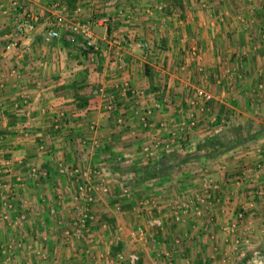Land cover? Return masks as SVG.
Wrapping results in <instances>:
<instances>
[{"label": "crops", "instance_id": "0c3cea01", "mask_svg": "<svg viewBox=\"0 0 264 264\" xmlns=\"http://www.w3.org/2000/svg\"><path fill=\"white\" fill-rule=\"evenodd\" d=\"M69 1L60 0L65 7L58 12L71 20L96 22L104 15L111 18L108 29L94 24L95 49L81 50L67 41L65 32L60 39L45 42V32L55 20L50 0H20L19 10L7 2L0 6V74L4 75L0 83V180L20 193L17 199H9L3 198L7 193L3 192L0 199L4 208L6 204L11 206L6 210L9 221L0 222V264L107 263L108 251L117 255L127 244L109 242L128 229L116 221V206L132 197H121V186L138 176L118 168L146 166L173 152H194L198 143L220 136L225 120L230 123L251 116L264 119V90L257 89L264 77V0H119L111 7H107V0H79L73 7ZM157 2L165 3L164 11L149 15L147 10ZM78 8L81 12L76 14ZM120 9L131 19L118 18L116 11ZM23 12L38 15L36 29L18 40V48L6 52V36ZM127 39L146 43L147 47L125 46ZM192 50H196L195 56ZM117 52L124 65L117 61ZM13 69L16 74L10 75ZM196 88L213 96L205 114L190 105ZM97 90L102 93L96 95ZM110 103L113 110L107 109ZM142 115L147 117V127L142 126ZM191 115L196 127L186 140L167 151L156 149V157L146 158L144 145H152L154 137L167 141L169 133L181 122L187 123ZM30 118L32 131L24 128ZM245 124H232V129L239 126V135H246ZM26 132L31 134L26 136ZM223 133L226 140L234 136L232 130ZM95 141L97 147L93 146ZM40 143L45 146L42 151ZM263 150L264 134L215 157L202 156L196 165H184L183 174L143 182V189L151 192L147 195L157 199L154 215L164 219L165 227L150 252L135 245L143 252L137 264H166L167 255L174 264H264ZM60 162L82 171L106 170L102 177L111 187L107 197L110 206L99 198L93 210L97 219L108 212L114 218H110L112 228H92L93 242H88L94 256L86 253L88 248L82 249L86 242L66 243L61 236L73 206L67 188H73L77 178L59 175ZM29 167L48 171L49 178L28 181ZM19 178L24 184L20 185ZM205 180L217 189H207ZM54 182L60 185L52 188ZM258 191L262 195L255 193ZM61 193L65 197L52 217L48 208ZM208 193L211 203L199 207L201 216L175 222L172 203L176 198L195 200ZM126 208L123 214L131 217L128 212L135 208L130 203ZM24 213L28 219L16 225V219ZM240 214L242 219H238ZM22 225L29 231V238L8 260L3 246L21 242L17 236H23ZM228 225H234L235 237L242 239V246L234 247L235 238L223 233ZM118 245L121 251H115ZM38 247L43 248L45 259L34 253Z\"/></svg>", "mask_w": 264, "mask_h": 264}, {"label": "built area", "instance_id": "2783aa9c", "mask_svg": "<svg viewBox=\"0 0 264 264\" xmlns=\"http://www.w3.org/2000/svg\"><path fill=\"white\" fill-rule=\"evenodd\" d=\"M51 6L53 10V14L55 17L54 25L46 30L44 40L46 43H50L54 40H58L61 38L62 32L66 33V39L70 43L77 45L81 50L88 51L95 49V34H94V24L98 23L99 25L109 28L111 23V18L108 15L100 16L97 21L93 22L92 20H71L67 18L63 13H59L58 10L64 9V5L60 0H50ZM251 1V0H249ZM3 2H7L10 4L13 9L19 10L21 8L20 0H0V6H2ZM119 0H107V7L115 6ZM252 2V1H251ZM165 9L164 2H157L153 8H149L147 13L149 15L154 14V12H161ZM64 11V10H63ZM81 10L78 8L76 10V14H79ZM20 14V13H19ZM116 15L121 19H131V15L127 14L124 10L120 9L116 11ZM224 20V18H221ZM39 21L38 15L32 12H23L21 13L17 19L15 20L13 30L6 36L7 42L4 46L6 52L12 51L13 49L18 48V40L25 39L29 37L36 29L37 22ZM262 39H264V34H262ZM120 45V44H118ZM125 46L132 47L135 46L137 48L143 49L147 47L146 43H136L132 39H127L124 42ZM192 54L196 55V50H192ZM118 62L121 65H124V61L122 60L121 53L117 52ZM16 74V70L13 69L10 75ZM232 76V75H231ZM4 80V75L0 74V83ZM257 89L259 91L264 90V77L261 79V82L258 84ZM100 90L95 91L96 95L101 94ZM213 100V96L210 92L203 88H196L194 97L190 101V105H192L196 111L200 114H205L208 110L207 104ZM18 105V104H17ZM16 105V108L18 107ZM156 106V105H155ZM114 104H109L107 106L108 110H113ZM146 113H150L147 111ZM140 121L143 127H147V117L145 115L140 116ZM213 123L217 122V118L213 117ZM165 127V126H164ZM196 127V119L194 115H191L188 119V122H181L177 127V130H173L169 133L170 138L167 141H163L160 138H153L152 145H144L142 147V153L147 158L156 157V149L162 148L165 151L169 150L173 145L177 144L179 141L186 140L188 138V134L193 131ZM24 128L31 130L33 128V118L28 119L24 123ZM91 128L95 129V126ZM163 128V126H162ZM32 131V130H31ZM31 132H26L25 135L29 136ZM86 144V143H85ZM98 142H93V146L97 147ZM39 150H44L45 146L40 143ZM263 159H264V150H263ZM6 166L10 167V162L5 163ZM106 170L103 168H95L94 170H80L78 168H70L60 162L57 166V172L61 176H67L71 174L77 178L76 182L73 185V188L70 186L67 188L68 192H70L71 201L73 203L72 211H70V216L68 220L64 223V227H62V238L66 243H70L72 241H81V240H89V242H93V237L91 236L92 228L98 225L97 217L94 213L93 206L96 203L97 199H101L103 197L110 196V185L107 180L102 177V172ZM1 173V172H0ZM1 176V174H0ZM49 178V172L46 170H41L37 167H29L26 173V179L28 181L39 182L41 180H47ZM243 178V176H242ZM242 178H239L238 183L241 182ZM20 185L24 184L21 178L17 180ZM208 182V183H207ZM205 184L207 189H217L216 186L212 185L208 180H205ZM3 192H7L3 197H7L9 199H17L20 196L19 191L12 190L11 187H8L6 183L0 180V199H2ZM257 195H262L261 191L255 192ZM132 195V189L123 184L121 186V196L130 198ZM205 197L197 196L195 200H183L180 205L173 207V215L175 222L185 221V219L189 217H199L201 216V206L206 207L209 205L211 195L208 193ZM63 197H65L64 193L57 194L55 196V204H51L48 208L49 215L54 217L57 215L58 208L60 202ZM3 201V200H2ZM57 202V203H56ZM59 203V204H58ZM31 204V209L33 210L35 206ZM36 205V204H35ZM2 204L0 200V222L8 220V215L6 210L10 209V204ZM9 207V208H8ZM200 207V208H199ZM157 209V202L155 199L151 197H143L135 208V212L137 216L144 218V223L130 230H126L122 232L115 240L110 239V245L116 244L119 241L129 242L132 245H137L140 247H145V245L151 242L153 247L158 244L157 234L161 232L165 227V221L160 216L154 215V210ZM122 207L120 205L116 206L115 212L121 213ZM28 214H23L16 219L15 224L20 225ZM243 214L238 216V219H242ZM103 230L107 229V222L102 221L100 224ZM123 233V234H122ZM223 233L226 236H233L235 234L234 225L223 227ZM115 242V243H114ZM235 244H239V239H235ZM20 245V243L11 244L5 250L7 259L10 260L13 256L15 249ZM109 252V251H108ZM107 252V259L111 264H122L124 260V256L122 254H117L116 257L110 255V252ZM34 253L38 258L45 259L46 254L42 247L36 248ZM87 254H90V249L86 250ZM166 264H174L172 258L167 255ZM140 260V256L133 252L128 255L127 263L128 264H137ZM158 264V262H153Z\"/></svg>", "mask_w": 264, "mask_h": 264}, {"label": "trees", "instance_id": "16d2710c", "mask_svg": "<svg viewBox=\"0 0 264 264\" xmlns=\"http://www.w3.org/2000/svg\"><path fill=\"white\" fill-rule=\"evenodd\" d=\"M79 0H70L68 4L70 6H75V3ZM247 129L246 135H239V132L242 131L240 127L232 129L234 131V136L230 140L224 138V134L219 136V134L207 138L203 144L198 145L196 151L184 154L183 156L170 153L163 155L159 160L150 161L146 166H135L133 170L138 174L134 178V184L143 183L147 180L154 179L156 177L163 178L171 175L172 173L178 172L186 164H195L198 163L202 156L205 157H215L221 153H226L234 148L241 147L247 144L250 141H253L258 138V136L264 134V125L255 123L254 121H248L245 124ZM254 131V132H253ZM222 149H224L222 151ZM206 150L208 152L201 154V151ZM121 245H118L115 251H121ZM120 253V252H118Z\"/></svg>", "mask_w": 264, "mask_h": 264}, {"label": "rangeland", "instance_id": "374dc122", "mask_svg": "<svg viewBox=\"0 0 264 264\" xmlns=\"http://www.w3.org/2000/svg\"><path fill=\"white\" fill-rule=\"evenodd\" d=\"M220 3H225L227 0H218ZM251 1H253V0H251ZM251 1H249V0H247V2H251ZM221 18H224V17H221ZM264 40V39H263ZM251 116V115H250ZM230 120V119H229ZM254 121L255 123H260V124H262V125H264V119H262V117L260 116H258V117H241L240 119H237V120H235V122L232 120V122H230V123H227V121L225 120V127H222L221 128V133L220 134H224L223 132L224 131H229V130H232V124H233V126H235V124L237 123V125L239 124H242L243 125V123H245V122H247V121ZM225 138V137H224ZM255 142V141H254ZM252 143V142H251ZM199 145H201V144H203V143H198ZM173 153H176V152H173ZM176 154H179V153H176ZM179 155H181V156H183L184 154H182V153H180ZM147 158V157H146ZM124 165V164H123ZM196 165V164H195ZM126 166V165H125ZM117 167V166H116ZM118 168V167H117ZM118 170L119 171H124V172H133L134 170H133V167L132 168H130V167H123L122 169L121 168H118ZM135 172V171H134ZM184 172H186V170L184 171V168L182 167V168H180L179 169V171L178 172H175V173H172V175H177V174H183ZM157 179H160V178H158V177H156ZM204 178V177H203ZM202 178V179H203ZM155 179V178H154ZM55 181V180H54ZM50 184V183H49ZM52 184V183H51ZM125 184L126 185H128L132 190H133V193H132V197H131V199H128L129 201H122L121 202V204H120V206H122V211H121V213H115L116 215H117V220L116 221H121L123 224H125L126 226H127V228L128 229H126V230H130V229H132V228H135V227H137V226H139V225H142L143 223H144V218L143 217H138L137 216V214H136V212L135 211H132V212H128V213H130V214H132V216L131 217H129V215L128 214H123V208H126V204H131V206H132V208H136V206H137V204L139 203V201L143 198V197H151V195H149L151 192L149 191V190H147V189H145V187H144V189H143V187L141 186L143 183H137V184H134L133 182H131V180L130 181H125ZM60 185V184H59ZM58 185V183H56V182H54V184H52L51 186H52V188H56V187H58L59 186ZM13 191L14 190H18L17 188H15V189H12ZM147 191L149 192V194L147 195ZM122 197V196H121ZM102 199H104V201H105V203L107 204V206L109 205L110 206V198H106V197H103ZM180 199V200H179ZM176 198V200H175V202H173L172 203V205H174L173 207H175V206H177L178 204L180 205V203L183 201L182 199H181V196H180V198ZM118 200H120V199H118ZM117 200V201H118ZM122 200V199H121ZM156 201H157V199H155ZM179 202H178V201ZM185 201H186V199H185ZM32 204V203H31ZM9 208V207H8ZM127 209V208H126ZM125 210V209H124ZM125 211H127V210H125ZM155 211V210H154ZM26 212V211H25ZM154 213V212H153ZM25 214V213H24ZM21 215V214H20ZM96 215V214H95ZM111 216H112V218H114V215H112V213H104L103 214V216L102 217H98V225H97V227L98 228H96V229H99V228H101V226L99 225L102 221H106V222H109V223H107V225H109L111 228H112V225H113V222H112V220L113 219H110L111 218ZM96 217H97V215H96ZM191 218H194V217H191ZM28 219V217H26V220ZM196 221H197V219H195ZM8 221H9V218H8ZM66 222V221H65ZM110 222H112V224L110 223ZM12 224V223H11ZM26 224V223H25ZM24 224V225H25ZM15 226V225H14ZM125 226V227H126ZM132 226V227H131ZM16 229L17 228H19V227H15ZM20 229L22 230H20L21 232V235H25V238L22 236V238L21 237H19V236H17V240H19V239H21L20 241L21 242H19L20 243V245L22 244H24L25 243V240L24 239H27V238H29V235H28V232L29 231H27L26 230V228H25V226H20ZM101 230H103L102 228H101ZM264 231V230H263ZM92 232V231H91ZM123 232V231H122ZM19 233V234H20ZM123 234V233H122ZM235 234H236V232H235ZM235 234L233 235V237L235 238V239H239V238H236L235 237ZM100 235L102 236V237H104V234H103V232H101L100 233ZM15 239H16V236H15ZM96 240H97V238H96ZM242 240V239H241ZM241 240L239 239V244L238 245H236L235 244V241H234V247H236V246H242V243H241ZM89 240H87V239H85V240H81L80 242H81V244L83 243V242H86V243H84L85 245H87V247L85 246L84 247V244H80L81 246H82V249L84 248H88V249H91V251L90 252H92V254L90 253L89 255L91 256V255H95L94 254V252H93V248H91L92 247V245H91V243L89 244V242H88ZM109 241H110V239H109ZM8 242H10V241H8ZM12 242H15V241H12ZM65 242V241H64ZM125 243H127L125 246H124V248H123V252H120V254H122L124 257V260H123V263L122 264H128L127 263V257H128V255H130V254H132L133 252H135V253H137L139 256H140V259L142 258L141 257V254H143V252H141V251H139L138 250V248H137V246H135V245H132V244H130L129 242H124V244ZM9 245H11V243H7L6 244V246H3V250H5ZM89 245V246H88ZM153 244L151 243V242H149L148 241V243L145 245V247H141V248H139V249H141V250H147V252L149 251H151V250H153V246H152ZM238 247V248H239ZM20 248V247H19ZM19 248H17V249H15V251H14V253H13V256H15V254H17L18 252H19ZM27 248V247H26ZM23 249H25V248H23ZM22 250V249H21ZM24 251V252H23ZM22 251V255H24L23 257H26L27 255H26V252H25V250H23ZM29 252H30V250H29ZM119 254V253H118ZM113 257H115L116 256V254H113L112 255ZM48 257V256H47ZM154 262V261H153ZM6 264H11L10 263V261H8ZM15 264H17V263H15ZM23 264H26V261H24V263ZM68 264H70V263H68ZM71 264H74V263H71ZM104 264H108V262L107 263H104ZM251 264H254V263H251Z\"/></svg>", "mask_w": 264, "mask_h": 264}]
</instances>
